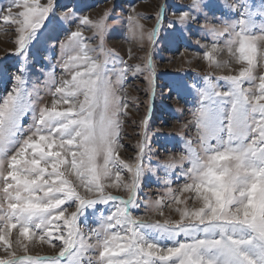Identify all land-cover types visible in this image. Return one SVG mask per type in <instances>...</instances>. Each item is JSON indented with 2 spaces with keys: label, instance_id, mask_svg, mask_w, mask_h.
Listing matches in <instances>:
<instances>
[{
  "label": "rangeland",
  "instance_id": "obj_1",
  "mask_svg": "<svg viewBox=\"0 0 264 264\" xmlns=\"http://www.w3.org/2000/svg\"><path fill=\"white\" fill-rule=\"evenodd\" d=\"M0 264H264V0H0Z\"/></svg>",
  "mask_w": 264,
  "mask_h": 264
}]
</instances>
